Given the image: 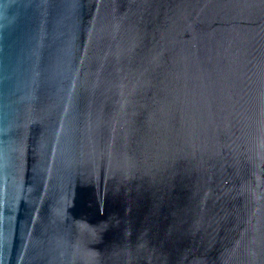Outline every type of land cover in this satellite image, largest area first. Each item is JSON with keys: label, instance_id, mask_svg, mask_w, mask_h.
<instances>
[{"label": "water", "instance_id": "1", "mask_svg": "<svg viewBox=\"0 0 264 264\" xmlns=\"http://www.w3.org/2000/svg\"><path fill=\"white\" fill-rule=\"evenodd\" d=\"M0 264H264V0H0Z\"/></svg>", "mask_w": 264, "mask_h": 264}]
</instances>
